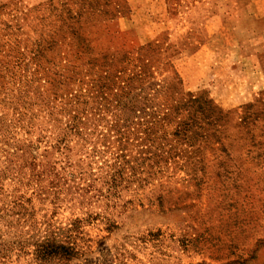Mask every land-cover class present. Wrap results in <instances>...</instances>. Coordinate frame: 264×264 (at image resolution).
<instances>
[{"label": "rangeland", "instance_id": "obj_1", "mask_svg": "<svg viewBox=\"0 0 264 264\" xmlns=\"http://www.w3.org/2000/svg\"><path fill=\"white\" fill-rule=\"evenodd\" d=\"M50 230L65 264H264V0H0V264Z\"/></svg>", "mask_w": 264, "mask_h": 264}, {"label": "trees", "instance_id": "obj_2", "mask_svg": "<svg viewBox=\"0 0 264 264\" xmlns=\"http://www.w3.org/2000/svg\"><path fill=\"white\" fill-rule=\"evenodd\" d=\"M150 88V86L148 87ZM57 98L56 95H54ZM149 98L147 96H139L137 98L138 104H144L147 106L149 102ZM49 116L53 115V112H49ZM60 141V140H59ZM59 150V146H57ZM121 157H124L123 155ZM113 165L116 166L115 171L113 172L110 178H106V182L112 186L118 178H121L122 171L119 169H130L133 170V166L130 165V161H121L115 162ZM47 237L43 238L40 242H37L35 248V260L36 264H65L71 261L74 257L79 255V251L74 244L71 236H66L65 239L60 240L53 230H50L47 233Z\"/></svg>", "mask_w": 264, "mask_h": 264}]
</instances>
